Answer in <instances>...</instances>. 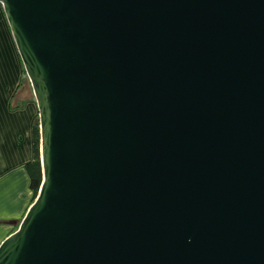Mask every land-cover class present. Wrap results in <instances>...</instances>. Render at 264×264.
Here are the masks:
<instances>
[{
  "label": "water",
  "instance_id": "water-1",
  "mask_svg": "<svg viewBox=\"0 0 264 264\" xmlns=\"http://www.w3.org/2000/svg\"><path fill=\"white\" fill-rule=\"evenodd\" d=\"M0 3L42 167L0 264H264V0Z\"/></svg>",
  "mask_w": 264,
  "mask_h": 264
},
{
  "label": "crops",
  "instance_id": "crops-1",
  "mask_svg": "<svg viewBox=\"0 0 264 264\" xmlns=\"http://www.w3.org/2000/svg\"><path fill=\"white\" fill-rule=\"evenodd\" d=\"M23 65L0 3V243L34 200L26 163L33 160L39 109L31 83L20 91Z\"/></svg>",
  "mask_w": 264,
  "mask_h": 264
},
{
  "label": "trees",
  "instance_id": "trees-1",
  "mask_svg": "<svg viewBox=\"0 0 264 264\" xmlns=\"http://www.w3.org/2000/svg\"><path fill=\"white\" fill-rule=\"evenodd\" d=\"M24 69V68H23ZM34 151L35 155L33 160L26 163V169L30 176V187L34 192V196L36 197L41 182H42V167H41V161H40V130H39V119H37V122L34 126ZM16 228L17 224H19L20 221H16Z\"/></svg>",
  "mask_w": 264,
  "mask_h": 264
},
{
  "label": "rangeland",
  "instance_id": "rangeland-1",
  "mask_svg": "<svg viewBox=\"0 0 264 264\" xmlns=\"http://www.w3.org/2000/svg\"><path fill=\"white\" fill-rule=\"evenodd\" d=\"M23 65V64H22ZM23 68H24V66H23ZM29 83H30V81H29V79H28V76H27V74H26V72H25V70L23 69L22 70V73H21V81H20V88H21V90L20 91H26V88L27 89H29ZM21 221V220H20ZM20 223V222H19ZM17 225H19V224H17ZM18 227V226H17Z\"/></svg>",
  "mask_w": 264,
  "mask_h": 264
}]
</instances>
